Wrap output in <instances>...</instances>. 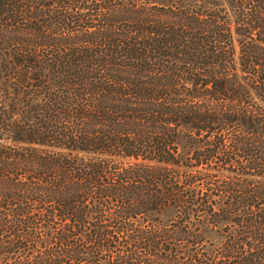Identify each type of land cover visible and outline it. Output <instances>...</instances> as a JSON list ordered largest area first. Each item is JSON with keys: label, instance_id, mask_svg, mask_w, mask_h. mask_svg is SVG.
I'll list each match as a JSON object with an SVG mask.
<instances>
[{"label": "trees", "instance_id": "1", "mask_svg": "<svg viewBox=\"0 0 264 264\" xmlns=\"http://www.w3.org/2000/svg\"><path fill=\"white\" fill-rule=\"evenodd\" d=\"M0 264H264V0H0Z\"/></svg>", "mask_w": 264, "mask_h": 264}, {"label": "rangeland", "instance_id": "2", "mask_svg": "<svg viewBox=\"0 0 264 264\" xmlns=\"http://www.w3.org/2000/svg\"><path fill=\"white\" fill-rule=\"evenodd\" d=\"M172 214L167 213L159 218V222L162 224H170L172 223ZM158 218H154V220H157ZM207 244L210 246V248L218 247L221 242V232L219 231H211L206 235Z\"/></svg>", "mask_w": 264, "mask_h": 264}]
</instances>
